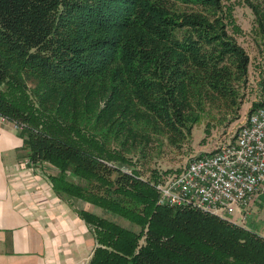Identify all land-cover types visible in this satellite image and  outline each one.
I'll use <instances>...</instances> for the list:
<instances>
[{"label": "trees", "instance_id": "trees-1", "mask_svg": "<svg viewBox=\"0 0 264 264\" xmlns=\"http://www.w3.org/2000/svg\"><path fill=\"white\" fill-rule=\"evenodd\" d=\"M248 4L264 33V0ZM225 8L222 0H0V115L24 125L34 164L57 169L47 179L59 197L141 229L76 210L97 244L89 264H264L263 236L159 205L161 176L144 179L126 156L162 128L182 134L206 101L236 104L250 59Z\"/></svg>", "mask_w": 264, "mask_h": 264}, {"label": "crops", "instance_id": "crops-1", "mask_svg": "<svg viewBox=\"0 0 264 264\" xmlns=\"http://www.w3.org/2000/svg\"><path fill=\"white\" fill-rule=\"evenodd\" d=\"M27 153L16 126L0 123V264H89L97 244L76 210L101 209L59 197L47 179L57 169L24 166Z\"/></svg>", "mask_w": 264, "mask_h": 264}, {"label": "rangeland", "instance_id": "rangeland-1", "mask_svg": "<svg viewBox=\"0 0 264 264\" xmlns=\"http://www.w3.org/2000/svg\"><path fill=\"white\" fill-rule=\"evenodd\" d=\"M222 2L226 8H230L231 16L238 26L237 31L231 26L228 31L236 43L244 48L250 59L248 76L244 81L242 79L239 81L238 97L234 102L236 104L226 101H217L215 104V101L210 103L206 101L205 112L201 113L200 120L192 126L190 123L181 126L182 134L162 128L158 133L153 134L149 142L143 141L135 146L136 152L126 153L132 161L131 165L144 179L154 180V176L160 175L159 177L162 178L178 173L193 157L212 152L219 141H226L227 138L235 135L251 111L261 104L264 81V33L258 27L256 15L248 4L249 0H222ZM124 169L131 170L127 166ZM70 199L74 200L78 209L82 208L81 201ZM90 209L92 210L91 207ZM96 213L113 219L126 228L137 232L141 230L128 221L101 210H96ZM232 218L238 225L245 226L264 237V194L257 197L255 205L251 204L245 220H242L238 212Z\"/></svg>", "mask_w": 264, "mask_h": 264}, {"label": "built area", "instance_id": "built-area-1", "mask_svg": "<svg viewBox=\"0 0 264 264\" xmlns=\"http://www.w3.org/2000/svg\"><path fill=\"white\" fill-rule=\"evenodd\" d=\"M262 88L261 104L235 135L190 159L180 172L154 182L159 205L200 210L232 222L236 212L247 218L251 204L264 194V81ZM6 122L0 115V123ZM11 123L23 130L24 125ZM32 164L30 159L24 162Z\"/></svg>", "mask_w": 264, "mask_h": 264}]
</instances>
